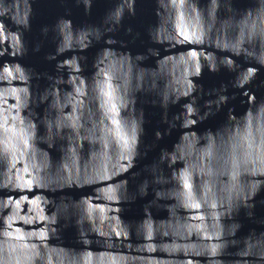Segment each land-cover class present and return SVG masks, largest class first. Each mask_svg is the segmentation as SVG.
Listing matches in <instances>:
<instances>
[{"label": "water", "instance_id": "water-1", "mask_svg": "<svg viewBox=\"0 0 264 264\" xmlns=\"http://www.w3.org/2000/svg\"><path fill=\"white\" fill-rule=\"evenodd\" d=\"M0 264H264V0H0Z\"/></svg>", "mask_w": 264, "mask_h": 264}]
</instances>
